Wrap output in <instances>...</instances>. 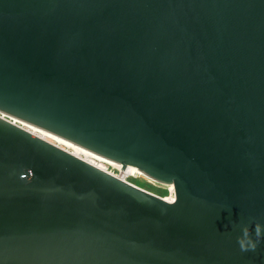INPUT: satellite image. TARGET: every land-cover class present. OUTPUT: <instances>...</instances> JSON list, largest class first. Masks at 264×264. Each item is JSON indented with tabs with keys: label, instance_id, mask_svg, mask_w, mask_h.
I'll use <instances>...</instances> for the list:
<instances>
[{
	"label": "water",
	"instance_id": "obj_1",
	"mask_svg": "<svg viewBox=\"0 0 264 264\" xmlns=\"http://www.w3.org/2000/svg\"><path fill=\"white\" fill-rule=\"evenodd\" d=\"M256 222L264 0H0V264H264Z\"/></svg>",
	"mask_w": 264,
	"mask_h": 264
},
{
	"label": "bare ground",
	"instance_id": "obj_2",
	"mask_svg": "<svg viewBox=\"0 0 264 264\" xmlns=\"http://www.w3.org/2000/svg\"><path fill=\"white\" fill-rule=\"evenodd\" d=\"M24 124L27 125L35 133L40 134L44 138L56 143L57 145H59L61 147H64L65 149H67V150L73 152L74 154L86 159L89 162H91L92 159H96L100 162H105V163L113 166L114 168H117L120 171L119 174L112 172V171H109L108 169H106L104 166H102L99 163H96L94 161L91 162V163H93V164H95V165H97L103 169L105 168V170H107V171H109V172H111V173H113V174H115V175H117V176H119L125 180H128L127 177L130 175L138 176V177H139V175H145L137 167L127 166L125 169H123L122 168L123 165L121 163H118L116 161L109 160L105 157L99 156V155L95 154L94 152H91L85 148L79 147L78 145H76L70 141H67L61 137L55 136L52 133L40 130V129L33 127V126H30L29 124H26V123H24Z\"/></svg>",
	"mask_w": 264,
	"mask_h": 264
},
{
	"label": "clouds",
	"instance_id": "obj_3",
	"mask_svg": "<svg viewBox=\"0 0 264 264\" xmlns=\"http://www.w3.org/2000/svg\"><path fill=\"white\" fill-rule=\"evenodd\" d=\"M176 202V196L171 197L169 203L174 204ZM242 234L237 237V243L241 252H255L261 242L264 239V225L259 222H256L254 225V236L253 230H250L248 225H241Z\"/></svg>",
	"mask_w": 264,
	"mask_h": 264
},
{
	"label": "rangeland",
	"instance_id": "obj_4",
	"mask_svg": "<svg viewBox=\"0 0 264 264\" xmlns=\"http://www.w3.org/2000/svg\"><path fill=\"white\" fill-rule=\"evenodd\" d=\"M92 161L101 164L102 166H104L109 171L115 172L117 174L120 173V171L117 168H114L113 166H111L105 162H100L96 159H92L91 162ZM127 179H128V181H130V182H132V183H134V184H136V185H138V186H140V187H142V188H144L150 192L158 194L160 196L165 197V196L169 195V190H168L167 185L156 182L155 180L149 178L146 175H139V177L130 175L127 177Z\"/></svg>",
	"mask_w": 264,
	"mask_h": 264
},
{
	"label": "built area",
	"instance_id": "obj_5",
	"mask_svg": "<svg viewBox=\"0 0 264 264\" xmlns=\"http://www.w3.org/2000/svg\"><path fill=\"white\" fill-rule=\"evenodd\" d=\"M12 121H14V123L24 127V128H27V129H30L27 125H25L24 123L22 122H19V121H16V120H13L12 118H10ZM31 130V129H30ZM128 181V180H126ZM130 182V181H129ZM132 183V182H131ZM134 184V183H133ZM136 185V184H135ZM138 186V185H137ZM140 187V186H139ZM168 187V190H169V195L168 196H165L166 199H168L170 201L171 197L173 195H175V191H174V186L173 185H167Z\"/></svg>",
	"mask_w": 264,
	"mask_h": 264
},
{
	"label": "snow or ice",
	"instance_id": "obj_6",
	"mask_svg": "<svg viewBox=\"0 0 264 264\" xmlns=\"http://www.w3.org/2000/svg\"><path fill=\"white\" fill-rule=\"evenodd\" d=\"M173 197V196H172Z\"/></svg>",
	"mask_w": 264,
	"mask_h": 264
}]
</instances>
